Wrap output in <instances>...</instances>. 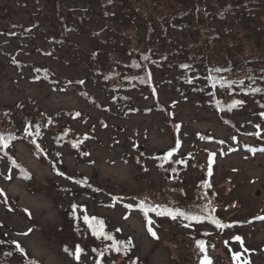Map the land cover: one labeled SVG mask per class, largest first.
Returning <instances> with one entry per match:
<instances>
[{"label":"rangeland","instance_id":"obj_1","mask_svg":"<svg viewBox=\"0 0 264 264\" xmlns=\"http://www.w3.org/2000/svg\"><path fill=\"white\" fill-rule=\"evenodd\" d=\"M85 1L63 0V5L55 8L53 0H0V108L11 109L7 117L19 123L21 115L16 113L22 110L31 118L47 116L54 130L69 127L80 134L85 152L81 154L67 143L55 142L51 130L45 129L40 144L55 162L59 174L22 139L10 145L9 154L0 156V264L20 262L22 255L15 252V242L29 258L21 264H30L29 260L40 264L29 247L33 241L42 242L54 253L58 264H96L95 254L100 244L84 223L78 235L68 219V214L74 216L73 204L75 215L95 216L105 221L108 232L131 241V254L126 258L122 255L114 264H201L204 252L197 244L200 240L204 241V249L208 250L213 264H245V261L264 264V219L253 220L264 217V149L255 147L257 152L249 154L241 148L247 144L264 145V119L255 104L251 101L229 117L219 115L206 103L205 92L188 91L185 97L168 81L174 77L173 73L153 68L156 90L131 89L128 93L136 111L123 114L101 82L92 80L90 66L85 63L89 52L74 56L66 39L86 50L103 46L107 53L113 52L112 46L124 42L114 31L116 26L126 29L133 46L144 36L145 29L119 19L115 22L114 16L110 17L114 26L106 28L103 25L106 21L96 11L88 13L83 25L67 8L75 7L76 13H80ZM133 6L140 7L138 18L146 12V4L141 0ZM161 8L162 4L158 6ZM56 9L66 17L67 24L63 42L58 43L61 39L56 33ZM115 10L111 6L108 11ZM116 13L122 14L121 10ZM255 25L260 31L246 34H253L256 40L264 35V12ZM240 27V23L236 24V28ZM235 31L223 38L232 42L244 36V33L234 34ZM185 33L171 32L179 39L186 38ZM40 67L60 80L74 82L63 91L53 89L41 75L39 80L35 79L36 69ZM78 80L84 83L80 85ZM90 98L98 104H93ZM160 107L168 109V114ZM233 138L239 141L238 150L230 149L235 146ZM177 139L181 141L178 156L192 155L187 158L186 166L178 168L162 159L176 148ZM211 157L215 164L213 187L204 195L197 184ZM12 158L24 167L22 171L19 169L21 172ZM25 172L30 179L22 175ZM73 179L87 181L91 187L77 186ZM210 195L217 197L215 215L222 221L246 223L221 231L207 223L188 227L151 213V226L158 237L154 238L143 215L124 207V202L134 203L132 196H135L167 202L168 207L184 204L193 210L199 207L197 203L205 208L201 201L214 199ZM113 197L122 199L108 205ZM77 244L83 249L79 260L75 253Z\"/></svg>","mask_w":264,"mask_h":264},{"label":"trees","instance_id":"obj_2","mask_svg":"<svg viewBox=\"0 0 264 264\" xmlns=\"http://www.w3.org/2000/svg\"><path fill=\"white\" fill-rule=\"evenodd\" d=\"M53 2L57 5L55 8L61 7V4L63 5L64 3L63 0H53ZM137 2L138 0H86L83 6L78 7L81 11L80 13H76L77 9L75 7L67 8L69 13L72 16H76L78 18L77 21L83 25L84 20L88 19V13L93 14L96 11L104 19L103 21H106L103 24L106 28L114 26V22L110 20L111 16H114L115 22L116 19H119L120 22L130 26L133 25L136 28L138 25L144 27V36L138 38L139 40L133 46L130 44L132 37L129 34H125L126 29L120 30L116 26L114 31L122 37L124 42L115 47L112 46L113 52L109 51L107 53L104 52L103 46H95L92 50H86L85 47L72 39H66L68 40L67 43H70L68 45H71L74 56L89 52L88 60L85 63L90 66L89 70L92 80L101 82L102 87L111 93V101L117 105L123 114L136 111L132 107L133 98L128 93L131 89L146 87L150 91L156 90L157 86L152 69L157 68L161 71L173 73L174 77L168 79V81L174 83L178 91L185 97H187L186 93L188 91L205 92L206 103L219 115L229 117L233 111L247 107L249 102L252 101L257 107V111L260 112L261 119H264V35L262 34L256 40L253 39V34L260 31V27L258 25L254 26V23L258 21L260 14L262 15L264 12V0H141V3L146 4V12H143V16L140 18L137 17L140 7L133 6ZM168 2L170 3L166 4ZM160 4H162V8L159 10L158 6ZM111 6L116 8L114 12L108 11ZM117 10H121V16L116 13ZM56 17L58 24L56 28L57 38L61 39L64 35V27L67 25L66 17L60 15L58 9H56ZM243 18L245 21H243ZM138 20L140 24L136 23ZM239 23L241 27L236 28V24ZM234 29L236 30L234 34L244 33V36L238 39L234 38L232 42L226 41L223 37L231 35ZM172 31L186 32V38L179 39L176 35L171 34ZM246 32L253 34H246ZM192 34L196 35V37ZM63 39H57L58 41H56L57 43L63 42ZM247 47H250V50ZM183 65L188 67H183ZM36 72L37 78L35 79L39 80L41 75V79L47 81L56 90H66L67 85L74 82L71 80H60L46 68H37ZM253 88L261 89V91L253 92ZM90 101L93 104L97 102L94 98H90ZM234 101H242L243 103L229 108V105L233 104ZM96 106L99 109H103L101 105ZM160 108L168 114V109ZM10 110L0 108V116H3V118L0 117V134L7 141V146L0 144V156L9 154L7 150L10 145L15 140L22 139L31 146L32 151L38 158L48 162L53 166V171L59 174L60 170L55 166V162L48 158L45 149L40 144V139L43 137L45 129L47 131L51 130L50 132L55 142L67 143L72 150L81 154L85 153L84 151L82 152L84 142L81 141L80 134L71 131L69 127L54 130L50 128L53 122L47 116L31 118L29 115L24 114L22 110L16 113L18 116L21 115V123H19L15 119L7 117L9 113H12V110ZM37 125H39L38 131ZM26 128L28 129L27 132L25 131ZM10 135L13 138L8 140ZM84 138L87 139L86 134ZM206 139L212 140L211 137H206ZM176 141H179V144L177 143L176 148H173L175 151L171 149L172 156L168 157V153H166L162 156V159L165 162H172L176 168L178 166L184 167L187 165V158L192 157V155L191 153L186 154L185 158L178 156V148H180L181 141L180 139ZM233 142L235 146L230 149L238 150L239 146L237 143L239 141L233 138ZM255 147H260L261 150L264 149V145H254L253 147V145L247 144L241 146L249 154L257 152L258 148ZM173 156L177 158V161H174L175 158ZM207 160L203 167L202 179L197 184V188L201 189L204 195H208L212 191V176L215 166L213 157ZM11 161L12 163L13 161L15 162L13 164L16 169L23 170L24 167L18 165L14 158ZM22 175L25 176L24 174ZM28 177L29 174H27ZM73 180L77 183V186L82 188L91 187V184L87 181ZM211 197H214V199L201 201L203 206H208L207 210L200 208L199 203H197L199 207H195L193 210L187 209L184 204L179 206L175 204L169 205L173 210L180 208L181 211L189 215L203 217L199 221L186 220L181 216H177L175 219L171 216L167 217L174 223L180 222L188 227L207 223L217 229H221V231L231 229L235 224L243 223L241 221L224 222L217 217L215 215L216 210H218L216 205L217 197ZM132 200L134 203H124L133 204L134 207L132 209L139 211L142 215V211L135 207L140 200H144L153 206L168 207L167 202L156 201L153 198L137 199L132 196ZM114 201V199L111 200L108 205H113ZM127 210L129 211L130 209ZM151 213L154 212H150L149 217ZM83 216L74 214L72 217L71 213L70 215L68 214V219L73 222L74 229L79 236L81 235L79 232L81 223H84ZM259 218L255 217V219ZM213 220L219 221L220 224L226 225V227H218L216 223H213ZM145 221L147 223L146 219ZM84 224L88 227L86 223ZM103 224L104 232L110 234L118 242L117 246L121 248V251L117 252L115 249L110 248L113 240H106L103 236H94L97 243L100 244V247L96 249V260L100 261V264H114L122 255L126 258L128 254H131L133 246L132 243L129 246L127 241L118 238L113 232H108L105 227V221H103ZM89 231L92 234L91 228H89ZM14 245L15 252L22 255L18 264L29 259L25 251L21 252L19 250L22 247L18 243L15 242ZM18 245L19 247H17ZM125 246L129 247L127 253L123 251ZM101 251H104V256L99 255ZM3 252L4 250L1 251V253ZM203 252V256H207L211 264H213L211 255H208V250L205 248ZM4 254L7 257L10 255L7 252ZM35 264L39 263L35 262Z\"/></svg>","mask_w":264,"mask_h":264},{"label":"snow or ice","instance_id":"obj_3","mask_svg":"<svg viewBox=\"0 0 264 264\" xmlns=\"http://www.w3.org/2000/svg\"><path fill=\"white\" fill-rule=\"evenodd\" d=\"M183 67H188L187 65H183ZM78 83L83 84L84 81H78ZM253 92H258L261 91V89L258 88H253L252 89ZM242 101H234L233 104L229 105V108L242 104ZM77 115H79V113H77ZM37 127V131L39 130V125L36 126ZM177 129H179V125H177ZM25 131L27 132L28 129L26 128ZM31 134V133H29ZM257 135H259V132L256 133ZM13 137L10 135L8 137V140H11ZM177 143L179 144V141H177ZM0 144H4L5 146H7V141L5 140V137L0 134ZM75 146V145H74ZM173 151H175V149H173ZM172 156V151L168 152V157ZM13 163H15L13 161ZM18 167V165H17ZM25 178H27V173L25 172ZM114 200H120L122 199L121 197H113ZM72 210H73V214H75V210H76V205L73 204L72 206ZM124 207L126 209H132L134 206L131 203L125 204ZM136 208H138L140 211H142L143 213V217L147 220V224L149 225L147 230L148 232L154 237V238H158L156 232L153 230V227L151 226L153 224V220L149 217V213L150 212H154L156 214V216H171L173 219H175L177 216H181L184 217L186 220H201L203 219V217L199 216V215H189L188 213L181 211L180 208H176L175 210H173L170 207H166V206H161V205H151L150 203H146L144 200H140L138 204L135 205ZM208 206H205V210H207ZM25 211H27V209H25ZM259 219H264V217H260ZM83 220L84 223H86L88 225L89 228L92 229V234L93 236L96 237H101L103 236L106 240H113V243L110 245V248L115 249L117 252L121 251V248L117 246V241L114 240V238L104 232V224L103 221H97L96 217H89L88 215H84L83 216ZM213 223H216L218 227H226V225L220 224L219 221L213 220ZM31 231V229H29V232ZM236 239H240L239 237H236ZM131 241L128 242V245L130 246ZM197 244L199 245L201 251L204 250V241L200 240L197 241ZM19 247V245L17 246ZM21 252L24 251L23 248L19 249ZM129 250L128 246H125L123 248V251L125 253H127V251ZM65 251L67 252L68 249L65 248ZM93 251H95V249H93ZM83 252V249L81 248V246L79 244L75 245V253H76V259L79 260L80 259V253ZM100 256H104V251H101L99 253ZM30 264H35L34 261H30ZM96 264H100V261H96ZM201 264H211V261L208 259L207 256H205L203 258V260L201 261ZM245 264H247V262L245 261Z\"/></svg>","mask_w":264,"mask_h":264},{"label":"clouds","instance_id":"obj_4","mask_svg":"<svg viewBox=\"0 0 264 264\" xmlns=\"http://www.w3.org/2000/svg\"><path fill=\"white\" fill-rule=\"evenodd\" d=\"M29 247L33 256L40 261V264H58V258L42 242H30Z\"/></svg>","mask_w":264,"mask_h":264}]
</instances>
